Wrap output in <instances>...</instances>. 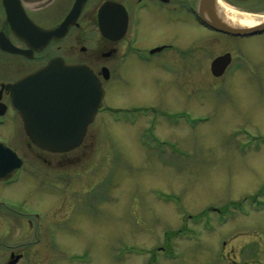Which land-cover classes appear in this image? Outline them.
<instances>
[{
	"label": "rangeland",
	"instance_id": "1",
	"mask_svg": "<svg viewBox=\"0 0 264 264\" xmlns=\"http://www.w3.org/2000/svg\"><path fill=\"white\" fill-rule=\"evenodd\" d=\"M189 1L180 0L182 6ZM230 3L244 6L226 2L232 13L264 12H252L264 8V0ZM138 17L126 44L134 30L137 44L171 41L180 53L125 62L108 55L98 28L66 35L71 61L96 73L110 69L109 79L101 77L106 105L81 146L45 153L19 141L14 123L0 130L26 162L19 181L0 180V197L21 204L17 212L0 206V264L13 254H22L19 264H151L152 251L164 246L179 249L182 258L153 264H264L262 213H237L224 226L207 211L264 187V35L229 37L202 28L191 15H180L187 23L169 21L168 12L154 7ZM227 53L243 67L213 75V60ZM165 60L172 71L160 66ZM17 67L5 62L10 73ZM180 111L191 116L190 124L177 119ZM26 207L41 216L28 215ZM209 217L213 231L203 224ZM181 228L204 237L173 238ZM240 249L260 256L244 258Z\"/></svg>",
	"mask_w": 264,
	"mask_h": 264
},
{
	"label": "flooded vegetation",
	"instance_id": "2",
	"mask_svg": "<svg viewBox=\"0 0 264 264\" xmlns=\"http://www.w3.org/2000/svg\"><path fill=\"white\" fill-rule=\"evenodd\" d=\"M94 1H99V3H96V6L92 4L88 8L90 2ZM230 1L214 0L212 5L206 9L203 14L206 18L205 20L208 22H203L200 18L201 0H190L186 5L184 4L186 7L182 6L180 0H87L80 16L73 25L70 26V31L74 28L81 30V28L86 27L99 29L98 13L105 2L117 4L118 7L112 8L110 12L113 18L124 11L122 7L124 6L127 11V24L125 25V28H132L133 24H137V21L140 22L138 12L147 7H150L151 9L154 7L159 11L168 12L170 16L169 21H182L187 23L189 21L188 19L180 18L181 14H185L191 15L202 28H212L209 25L213 22L211 21L210 12L216 16V19L225 22L223 19V10L225 9L224 4L226 2L233 7L244 9V6L239 4L237 6L230 3ZM75 2L76 0H0V130L4 129L6 124L9 123L11 125L14 123V126H17L18 128L19 141L27 145L33 146V143L24 130L21 117L12 107L11 91L7 86L14 84L24 75L46 65L53 58H61L65 62L72 64L84 63L79 60L71 61L67 50V44L64 43L66 37L61 39L52 38L46 44H42L41 42L37 43L38 40H40L38 35L42 36L44 30L52 31L62 26L69 13L72 11ZM250 10L252 9L250 8ZM261 11H264V8H259L252 12L258 13ZM111 27L119 28L116 27L114 21L111 24ZM135 33L138 36V43L140 36L138 32L134 30H132V34L128 39L127 44V32L120 38L115 37L116 39L114 40L102 37L103 41L111 47L110 52L115 60L119 59L126 62L130 56H135L138 60H148L144 59L139 53H129V49L134 46L148 47L141 45L140 43L136 45L132 41ZM7 42L16 49L15 52L3 49V45L5 46ZM54 47L59 48L60 51L54 50ZM120 48H122L120 53L121 56H117L116 53L120 51ZM6 61L13 64L17 63L18 67L16 72L13 70V73H10L9 69L5 68ZM0 140L8 145L11 143V137L0 136ZM5 181L6 180L2 181L3 184ZM241 251L242 250L240 249L239 252ZM242 252L244 258L255 257L256 255L257 257L260 256L259 251H255L253 256L245 254L244 251Z\"/></svg>",
	"mask_w": 264,
	"mask_h": 264
},
{
	"label": "water",
	"instance_id": "3",
	"mask_svg": "<svg viewBox=\"0 0 264 264\" xmlns=\"http://www.w3.org/2000/svg\"><path fill=\"white\" fill-rule=\"evenodd\" d=\"M213 2L214 0H201L202 16ZM83 4V0H78L77 13L81 11ZM107 9L109 4L100 11L101 30L105 37L114 38L113 28L107 27L109 17L104 14ZM210 13L213 21L211 24L221 31L233 35L264 32V23L252 28H235L219 21ZM72 18L75 15H71L70 20ZM55 32L57 31L43 32L42 36L50 38ZM228 61L229 56L216 59L213 63L214 73L221 74L219 65L224 68ZM103 71L108 78V70ZM11 89L15 107L24 119L27 133L35 145L52 152L70 151L82 143L88 125L102 105L104 95L102 84L93 70L86 65L66 64L58 59L24 76ZM21 165L22 160L15 152L6 147L0 149V177L10 175Z\"/></svg>",
	"mask_w": 264,
	"mask_h": 264
},
{
	"label": "bare ground",
	"instance_id": "4",
	"mask_svg": "<svg viewBox=\"0 0 264 264\" xmlns=\"http://www.w3.org/2000/svg\"><path fill=\"white\" fill-rule=\"evenodd\" d=\"M223 13H224V16H223L224 21L227 24L231 25V27L233 26L236 28H252V27L259 26L264 23V12L254 15L252 13L250 14L248 13L243 14V13H238V12L232 13L224 9Z\"/></svg>",
	"mask_w": 264,
	"mask_h": 264
}]
</instances>
